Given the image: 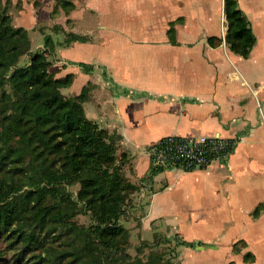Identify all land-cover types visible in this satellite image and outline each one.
<instances>
[{"label":"crops","instance_id":"0c3cea01","mask_svg":"<svg viewBox=\"0 0 264 264\" xmlns=\"http://www.w3.org/2000/svg\"><path fill=\"white\" fill-rule=\"evenodd\" d=\"M236 1L255 38L247 57L225 43L224 0H72L67 15L54 16V0H11L31 52L44 49L34 45L43 24L62 35L49 60L55 77L72 75L70 97L85 88V116L120 137L138 180L162 138L235 141L225 162L140 181L139 214L125 222L142 240L166 233L192 243L177 248L179 264H264V0ZM65 33L86 40L65 44ZM210 37L220 43L210 46Z\"/></svg>","mask_w":264,"mask_h":264},{"label":"trees","instance_id":"16d2710c","mask_svg":"<svg viewBox=\"0 0 264 264\" xmlns=\"http://www.w3.org/2000/svg\"><path fill=\"white\" fill-rule=\"evenodd\" d=\"M73 8L72 0H54L51 15H67ZM9 12L0 0V235L7 233L8 239L22 245L15 255L17 262L62 264L70 259L67 264H179L177 260H165L154 250L145 258L140 255L144 249L159 245L160 240L173 242L176 249L194 246L177 235L161 238L154 234L153 242L136 247L135 257L122 249L128 241L127 230L118 223L122 205L129 190L139 192L141 185L135 186L121 175V168L129 163L126 153L120 154L119 163L114 162L119 147L115 142L120 137L85 116V92L69 98L62 95L60 90L68 87L73 77L49 74L51 62L46 52L54 48L52 39L45 38L43 50L31 52L27 30L12 26ZM224 15L226 45L247 57L255 38L236 0H224ZM52 29L58 31L59 27ZM167 33L175 43L173 23ZM64 35L65 44L86 40L72 33ZM208 43L215 46L220 39L210 37ZM26 54L29 62L17 67L19 58ZM80 66L88 70L86 65ZM51 156L59 158L56 167L49 161ZM8 163L14 164L13 168ZM160 170L153 167L140 181ZM74 183L80 186L78 200L91 211L94 225L78 226L72 221L80 210L64 185ZM19 199L22 205L16 206ZM26 202L33 203L28 223L24 221ZM42 229H46L43 237ZM48 231L51 235L58 232V237L64 234L68 243H58V249L48 244ZM32 249L39 254L35 262L28 263L26 255ZM244 260H252V256L245 255Z\"/></svg>","mask_w":264,"mask_h":264},{"label":"rangeland","instance_id":"374dc122","mask_svg":"<svg viewBox=\"0 0 264 264\" xmlns=\"http://www.w3.org/2000/svg\"><path fill=\"white\" fill-rule=\"evenodd\" d=\"M2 2V5L5 6V8H7V13L8 11H10V9H12V4L9 2V0H1ZM11 6V7H10ZM15 23L14 20H11V24L13 26V23ZM46 25L43 24V26L39 27L42 29L43 33L40 35V36H36L37 38H35L34 40H36L34 42V45L37 44V42L39 41L40 44L44 45L45 44V38H51L52 41H53V44L54 45L55 43H57V41L59 40H62V35L61 34H54L50 31V29L46 30ZM45 27V28H44ZM50 31V32H49ZM53 51V50H52ZM52 51L48 50L46 52V55H47V58L48 60L52 61L53 60V54H52ZM31 54V53H30ZM29 62V54H26L24 56H21L19 58V61H18V64H17V67H23L25 66L27 63ZM48 72L51 76H55L53 70L50 68H48ZM67 88V87H66ZM64 89V88H62ZM62 89L60 90L61 93H62ZM83 92H85V95H86V98H88V94L84 89H82ZM79 92V91H78ZM65 95H64V94ZM63 93L62 95L66 98H69L70 95L69 93H72L73 94V90H67V89H64L63 90ZM2 122V113L0 112V124ZM104 129V128H103ZM106 130V129H105ZM110 133V132H109ZM112 135V134H111ZM116 144H118L119 142H115ZM122 152H120L119 150V147H117V150L115 152V163H119L121 158H120V154ZM59 158L58 157H55V156H51L49 157V161L51 162L52 165H54V167H56L58 164H59ZM9 167L13 168L12 166H14V164L12 163H8ZM121 175L131 184L135 185V186H139L141 185V182L140 180H138V178H135V175L134 173L132 172V169L131 167H128V166H123L121 168ZM6 174H2V177L5 178ZM66 190L69 191L72 199H74L75 201L78 202V208L80 210V213L72 219V221L74 222V224L78 225V226H84V227H88L90 225H94L95 224V221L93 219V216L91 214V211L87 210L86 209V206L83 204V202L79 201L78 200V197H77V193L80 189V186L78 183H74V184H71V185H64ZM26 188H24L25 190ZM22 191H20L21 193ZM137 193L136 191H130L128 192L127 194V199L125 201V203L122 205V214H121V217L120 219L118 220V223L121 224V226L127 230L128 232V241L126 243V246L122 249L125 250V252L127 254H129L131 257H135L138 255V252L136 251V247L140 246L142 243L144 242H147V243H151L154 241V236L153 234H146V232L143 234V237L145 239H148V240H142L140 239L139 236H137V234L133 231V229L131 228H128L130 227L129 224L127 222H125V220L129 221V219L131 217H134V214L137 215L139 214V211H135V207H136V204L138 203V201H136V198H137ZM50 204H53L54 205V202L52 200H49ZM48 202V201H47ZM33 203H27L26 202V207H25V215L26 217L24 218V221L25 222H29V219L33 213V210L31 208ZM22 205V202H21V199L17 200V204L16 206H21ZM138 208V207H137ZM129 218V219H128ZM51 226L48 225V228L47 229H50ZM39 230V228H38ZM37 230V231H38ZM46 229H42V234H40L42 237L44 236V232H45ZM51 232H46V235L45 237H48L50 239L51 242H48V244L56 247L58 249V243L59 244H63L64 246L66 245V243H68V239H65V235L62 234L61 236L59 235L58 237V232L51 235L50 234ZM50 234V235H48ZM7 233H4L2 235H0V264H21L19 262H17V257L15 256L17 253L20 252L21 248H22V245L21 244H16L15 243V239H8L6 237ZM159 236L161 238L163 237H168V238H172L173 236H167L166 233H155V236ZM150 240V241H149ZM162 241V242H161ZM14 242V243H12ZM151 250H154L156 252H159L163 255V258L165 260H171L172 263H175L177 258L174 260L175 258V255L177 254V249L175 248L174 246V243L173 242H163V240H160V244L153 247V249H150V248H146L142 251V254H140L143 258H145V256H147L149 254V252H151ZM39 254V250H35V249H32L27 255H26V259L29 262H35L37 260V256ZM68 262H70V259L67 260L66 263H62V264H67Z\"/></svg>","mask_w":264,"mask_h":264},{"label":"built area","instance_id":"2783aa9c","mask_svg":"<svg viewBox=\"0 0 264 264\" xmlns=\"http://www.w3.org/2000/svg\"><path fill=\"white\" fill-rule=\"evenodd\" d=\"M235 141L219 135L168 136L148 148L154 168L184 172L205 169L213 162H225Z\"/></svg>","mask_w":264,"mask_h":264}]
</instances>
